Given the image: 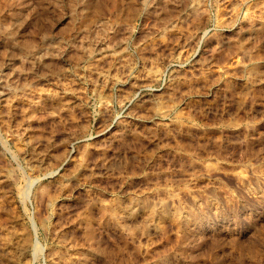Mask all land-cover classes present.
I'll use <instances>...</instances> for the list:
<instances>
[{"label":"rangeland","instance_id":"obj_1","mask_svg":"<svg viewBox=\"0 0 264 264\" xmlns=\"http://www.w3.org/2000/svg\"><path fill=\"white\" fill-rule=\"evenodd\" d=\"M0 264H264V0H0Z\"/></svg>","mask_w":264,"mask_h":264}]
</instances>
